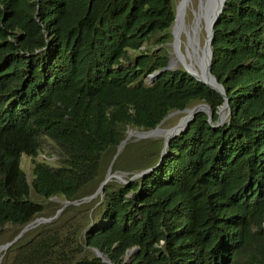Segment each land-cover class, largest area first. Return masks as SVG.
Masks as SVG:
<instances>
[{"label": "trees", "instance_id": "obj_1", "mask_svg": "<svg viewBox=\"0 0 264 264\" xmlns=\"http://www.w3.org/2000/svg\"><path fill=\"white\" fill-rule=\"evenodd\" d=\"M174 14L173 0H0V247L53 199L80 214L35 224L2 264H264V0H225L214 26L218 128L223 97L162 71ZM196 105L212 123L197 113L164 155V139L126 140ZM108 169L148 173L83 202Z\"/></svg>", "mask_w": 264, "mask_h": 264}, {"label": "rangeland", "instance_id": "obj_2", "mask_svg": "<svg viewBox=\"0 0 264 264\" xmlns=\"http://www.w3.org/2000/svg\"><path fill=\"white\" fill-rule=\"evenodd\" d=\"M173 1H174L175 9L177 8V20L174 23V25L171 26V28L169 30V32L172 36V40L167 45L168 52H169L168 62L170 61V64L172 66L171 70H173V71H179V70L185 71L184 70L185 69L184 68V62H185L187 64V66L190 69H192V71L194 73L196 72L195 74L198 76V78H200L202 80H206V73H205V71L200 69V66H199L202 63L203 58H204V56H202V55H204L203 45H204L205 38H206L205 37L206 31L208 29V19H207V17H203V15H202L203 9H204V2L203 1H205V0H201V1L197 0V3L195 0H189L188 3L184 2L185 0H173ZM194 7H196V8H194ZM186 11H187V13H186ZM187 31H189V32H187ZM172 32H173V35H172ZM179 33H181V34H179ZM179 38H180V40H179ZM198 42H199V44H198ZM189 44H190V46H189ZM188 52H189V54H188ZM195 52H196V54H195ZM180 55H182V57H180ZM194 68H195V70H194ZM196 68H197V70H196ZM200 75H202V76H200ZM218 114L223 115L220 119V122H218V124H220L218 127H220V126L224 125V123L227 121L228 110L222 111V109H220ZM187 116H188V114H186V112H179V113L176 112V113L170 114V116L167 118V120L165 122H163L162 125H160V127H158L157 131H155V132H159L160 134H158L157 136L150 137V138L166 140L165 138H163L164 136L161 135V133L162 134L168 133L169 130H171L172 128L180 126L185 121ZM213 126L215 128H218V127H216L217 123L213 124ZM184 129H185V124L181 130L183 131ZM146 133L147 132H135V131L129 130L127 132L128 141L132 140L134 142H137V141L147 139L144 136V134H146ZM127 138H126V140H127ZM162 153H163V151H162ZM51 159H53V161L55 160L54 157H52ZM21 167H22L23 171L26 173L27 178H28V182L30 183V172L32 169L30 159L27 157H23L21 160ZM109 170L110 169H108V171ZM107 174H108V172H107ZM141 174L142 173H139V174L137 173V174H133L132 176H130L131 175L130 173L115 171V172L111 173V175L113 177L109 180L110 181L109 183L126 184L127 179H129V177L131 178L130 180L133 181V180L141 177L142 176ZM53 201L56 202L59 207H57V209L55 210V212L53 213V215L51 217L56 218L58 216V215L56 216L57 212L63 210V212L67 211L64 219L68 218L69 222H74L77 220V218L79 217L80 214H77L74 211H68V208L70 206H67L66 208L64 207V204L66 203L65 200L56 198V199H53ZM51 217H49V219L52 220ZM137 252H138L137 249L132 250L127 255V257H125V261H129L133 257V255ZM3 257H4L3 253H0V264H2L1 262L3 260Z\"/></svg>", "mask_w": 264, "mask_h": 264}, {"label": "water", "instance_id": "obj_3", "mask_svg": "<svg viewBox=\"0 0 264 264\" xmlns=\"http://www.w3.org/2000/svg\"><path fill=\"white\" fill-rule=\"evenodd\" d=\"M224 5H225V0H221V4L219 6V9L215 12L211 22H210V25H209V36H208V42H204V45L203 47L208 50V56L206 58V62H205V73H206V77L209 79V82L208 83H205L203 81H200L198 79H196L194 76H192V74L189 73V71L186 70L185 66H184V70L185 72L193 77L197 82L209 87L210 89H213L215 91H217L224 99L225 103L223 104V106L221 107L222 111L224 110H228V113H229V109H228V102L226 100V95L224 93V90L222 88V86L216 81V79L210 74V63H211V59H212V41H213V38H214V26L217 24L218 20H219V17L221 15V13L223 12L224 10ZM177 18V8L175 9V14H174V21H173V25L175 23V20ZM172 35H173V32H172ZM203 48V49H204ZM171 70V67H170V61L167 63V66L162 70V71H170ZM159 75L158 72L156 73H153L152 75L149 76V80L150 82H152L157 76ZM188 111L190 113V118L187 120V122L185 123V129L187 128V126L189 125V123L193 120L194 116L199 113V112H202V113H205L208 115V118H209V123H212V112L211 110L209 109L208 106L206 105H196L195 107L191 108V109H186L184 110L183 112H186ZM223 115L221 114H218V121H217V126L218 127L220 124H218V122H220V119ZM179 126L177 127H174L172 128L171 130H169V133L172 132V134L170 135V137L166 140H164V147H163V153L162 155L165 154V149L166 147L168 146L169 144V141L173 138H175L177 135L181 134L183 131L181 129H177ZM158 130V127L155 128L154 130L150 131V132H147L149 135H147L145 138H150V137H153V133L155 131ZM128 140V138H127ZM148 171L142 173L141 175H145L147 174ZM113 176L110 175V171H108V174H107V177L105 179V181L102 183V185L100 186V188L98 189V191L91 197H88L86 199L83 200V202H88V201H91L92 199H94L99 193H102L103 189H104V185L112 178ZM70 204H74V205H77L76 203H68L66 202L64 204V207L70 205ZM62 211H59L57 212L56 216L59 215ZM51 221V219H36L33 223H31L30 225L26 226L25 228H23V230L20 232V234L9 244H6L2 247H0V252L1 251H5L7 250L8 247H10L17 239H19L21 237V235L23 233H25L26 231H28L29 229L33 228L34 227V224L38 225L40 223H46V222H49ZM95 254L98 258H101V255L99 254L98 251L95 250ZM103 262H106L105 260H103Z\"/></svg>", "mask_w": 264, "mask_h": 264}, {"label": "bare ground", "instance_id": "obj_4", "mask_svg": "<svg viewBox=\"0 0 264 264\" xmlns=\"http://www.w3.org/2000/svg\"><path fill=\"white\" fill-rule=\"evenodd\" d=\"M188 1L189 0H185L184 2H186V3H188ZM196 1V3H197V0H195ZM201 1V0H200ZM204 2V9H203V17H207V19H208V29H207V31H206V35H205V41L206 42H208V36H209V25H210V22H211V20H212V18H213V16H214V14H215V12L219 9V6H220V4H221V0H205V1H203ZM196 6V5H195ZM194 8H196V7H194ZM199 9V8H198ZM196 10V9H195ZM186 13H187V11H186ZM196 14V13H195ZM181 16V15H180ZM183 17V16H182ZM185 17V16H184ZM179 18V17H178ZM194 19V18H193ZM197 19V18H196ZM176 20H177V18H176ZM176 20H175V22H176ZM182 20V19H181ZM194 21V20H193ZM198 24V23H197ZM178 25V24H177ZM205 25V24H204ZM207 25V24H206ZM207 27V26H206ZM189 28V27H188ZM193 28V27H192ZM178 30V29H177ZM184 30V29H183ZM199 31V30H198ZM184 32V31H183ZM187 32H189V31H187ZM199 33V32H198ZM179 34H181V33H179ZM191 34V33H190ZM188 36V35H187ZM191 36V35H190ZM197 36V35H196ZM198 38V37H197ZM179 40H180V38H179ZM189 41V40H188ZM195 41V40H194ZM190 42V41H189ZM179 43V42H178ZM177 44V43H176ZM198 44H199V42H198ZM177 46V45H176ZM189 46H190V44H189ZM198 48V47H197ZM190 50V49H189ZM192 51V50H191ZM199 51V50H198ZM203 51H204V55H202V56H204V58H203V61H202V63L199 65L200 66V69H202L203 71H205V62H206V58H207V56H208V50H206L205 48L203 49ZM203 53V52H202ZM188 54H189V52H188ZM195 54H196V52H195ZM180 57H182V55H180ZM192 57V56H191ZM194 59V58H193ZM183 60V59H182ZM184 62V61H183ZM196 62V61H195ZM184 66H185V68H186V70L187 71H189V73L190 74H192V76H194L196 79H198V80H200V81H203V82H205V83H208L209 82V79L206 77V80H202V79H200V78H198V76L192 71V69H190L188 66H187V64L184 62ZM198 66V65H197ZM170 67H172L171 66V64H170ZM194 70H195V68H194ZM196 70H197V68H196ZM202 72V71H201ZM200 73V72H199ZM205 74V73H204ZM200 76H202V75H200ZM204 77V76H203ZM186 114H188V116H187V118L185 119V121L177 128V129H181L183 126H184V124L187 122V120L190 118V113L188 112V111H186ZM158 134H160L159 132H155V133H153L152 135L153 136H157ZM172 134V132H168V133H161V135H163L164 137L163 138H165V139H168L169 137H170V135ZM147 135H149L148 133H146V134H144V136L146 137ZM111 175V174H110ZM35 225V224H34Z\"/></svg>", "mask_w": 264, "mask_h": 264}, {"label": "clouds", "instance_id": "obj_5", "mask_svg": "<svg viewBox=\"0 0 264 264\" xmlns=\"http://www.w3.org/2000/svg\"><path fill=\"white\" fill-rule=\"evenodd\" d=\"M39 158H40V159H45V160H47V162H49V163H51V162L53 161V159H51V158H45V157H43V156H40Z\"/></svg>", "mask_w": 264, "mask_h": 264}]
</instances>
